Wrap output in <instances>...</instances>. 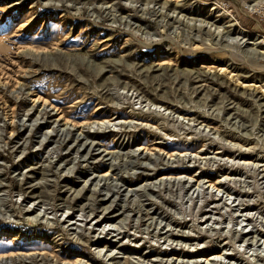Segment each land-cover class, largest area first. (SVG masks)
Segmentation results:
<instances>
[{
    "label": "rangeland",
    "instance_id": "374dc122",
    "mask_svg": "<svg viewBox=\"0 0 264 264\" xmlns=\"http://www.w3.org/2000/svg\"><path fill=\"white\" fill-rule=\"evenodd\" d=\"M238 30L264 40V0H0L8 264H264V45Z\"/></svg>",
    "mask_w": 264,
    "mask_h": 264
},
{
    "label": "bare ground",
    "instance_id": "6f19581e",
    "mask_svg": "<svg viewBox=\"0 0 264 264\" xmlns=\"http://www.w3.org/2000/svg\"><path fill=\"white\" fill-rule=\"evenodd\" d=\"M236 20H237V18H236ZM234 21V22H232L231 23V25H234L235 27H234V30L236 29V26L238 25V22L237 21ZM242 29V28H241ZM233 30V29H232ZM228 32L230 33L231 32V29H228ZM238 32H239V34H242L243 33V31H241V30H238ZM248 33V32H247ZM247 33L246 34H242V37H241V39H244L245 40V42H246V44H259V43H262L263 45H264V43H263V41L264 40H262L261 38H259V37H255V35H253V36H251V35H247ZM251 34V33H250ZM247 37V38H246ZM249 37V38H248ZM251 39V40H250ZM256 46H254V48H255ZM257 49V47L254 49V50H256ZM47 50V49H46ZM34 51V50H33ZM45 51V50H44ZM35 52H37V50L35 51ZM258 52L260 53V54H262V55H264V49H260V50H258ZM38 53H39V51H38ZM252 53V52H251ZM41 99V97L40 98H38V100H40ZM59 109V108H58ZM60 118H62V119H66V117L64 116V114H62L61 116H60ZM66 122H68V120L66 119L65 120ZM104 122V121H103ZM87 125V122L85 121V122H80V123H74V126H77V127H80L81 129H83V127H87L86 126ZM173 155V154H172ZM171 177V176H170ZM2 200V199H1ZM108 206V205H107ZM109 207H110V205H109ZM109 207H106V208H109ZM105 208V209H106ZM29 210H31V212L32 211H35V208H33V209H29ZM34 253V252H33ZM31 255H33L32 253H30ZM29 253L28 254H24V255H30ZM17 256H21L22 257V253H20V252H13V251H8V252H6V251H2V252H0V264H8V262H9V260L10 259H15ZM113 257H115V255H113ZM68 263V262H67ZM68 264H81V262H79V260H76L74 263H68Z\"/></svg>",
    "mask_w": 264,
    "mask_h": 264
}]
</instances>
